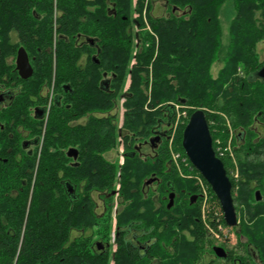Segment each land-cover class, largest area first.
<instances>
[{
	"label": "trees",
	"instance_id": "1",
	"mask_svg": "<svg viewBox=\"0 0 264 264\" xmlns=\"http://www.w3.org/2000/svg\"><path fill=\"white\" fill-rule=\"evenodd\" d=\"M157 1L165 2L167 16L153 13ZM225 1L0 0V18L10 23L0 46L9 56L6 44L14 32L11 52L15 57L25 47L34 68L23 79L15 60H0V82L7 74L37 95L46 88L45 106L54 89L48 116L31 124L39 140L34 153L21 148L17 130L11 128L15 140L8 130L0 134L7 140L0 156H9L0 159V264H196L210 254L214 242L205 221L217 227L219 218L228 225L218 196L182 146L197 109L206 112L214 145L217 138L227 143L229 125L244 136L235 147L241 179H231L241 213L236 228L264 264V165L247 160L264 146L254 129L264 121V80L257 75L264 61L256 52L264 41V0H233L223 50ZM221 55L224 66L213 77L211 65ZM176 104L188 113L174 135V150L188 162L180 161L181 170L170 151ZM22 105L17 96L14 108ZM157 129L160 143L153 155L144 154L142 142ZM120 136L123 165L106 157ZM222 160L229 174L231 162ZM195 174L220 216L207 209L203 220L200 184L190 176ZM135 228L142 229L141 236L132 235L137 241L129 236Z\"/></svg>",
	"mask_w": 264,
	"mask_h": 264
},
{
	"label": "flooded vegetation",
	"instance_id": "2",
	"mask_svg": "<svg viewBox=\"0 0 264 264\" xmlns=\"http://www.w3.org/2000/svg\"><path fill=\"white\" fill-rule=\"evenodd\" d=\"M9 26H10V23L9 24L5 23V20L0 18V33H2V31L5 32L9 28ZM9 33H10V38L6 44V50L8 49L7 51L10 55L6 56L4 49H2L0 46V60H5V61L11 60L12 61L11 63H13V61L15 60V65H16V69H17L18 51H19V48H21L23 46L18 48L17 54L14 57V53L11 52V50L12 51L14 50L15 33L12 31H10ZM0 37H1V34H0ZM23 48L26 50L25 47H23ZM26 52L28 54L27 50H26ZM28 56H29V54H28ZM29 59H30V56H29ZM30 63H31V59H30ZM31 65H32V63H31ZM17 72H18L19 76L22 77L20 75L18 69H17ZM33 73H34V68H33ZM33 73H32V75H33ZM23 79H27V78H23ZM127 89L128 88H126L125 91ZM53 90L51 89V91L49 92V104H48V106H45V98H46V95H48L46 88L43 90L39 89L38 95H37L36 92L30 91L29 88L25 89L21 85L17 84V80L13 75L7 76V74H6L4 81L0 82V134L8 130V136L15 140L16 136H15V138H13L14 135H13V132L11 131V128L13 130H17L16 133H18L20 135V137H23L22 143H21V148H22V146H24L25 151L28 154L34 153L35 148H36L39 140H38V133L36 132V130L33 128V126L31 124H35V126H36L41 121L43 114L45 116L46 115L48 116L49 111H50L51 102L53 100ZM17 96H22L23 101L25 102V106L24 105L20 106L21 109L19 111H17L14 108ZM29 96L33 99L34 105H29L30 104L29 100L31 99V98L30 99L28 98ZM124 101H125V98H122L119 102V108L120 107L122 108V111H121V118L122 119L119 122V127H122L123 122H124V120H123L124 111H125V107L123 105ZM27 110H28V112H27ZM177 112L178 113H177L176 120L178 119L179 122L181 120H183L180 118L182 113H184V115H185L184 118H188L187 110H184V111L182 110V111H177ZM7 113L9 116L7 115ZM96 114L104 115L101 112H98ZM189 119H190V117H189ZM33 120H34V123H33ZM188 122H189V120H188ZM188 122H187V124H188ZM178 123L175 121L174 125L171 126L173 131L171 132V136H170V151H171L172 159L175 161L178 169L181 170L180 161H182V162H184V164L188 165L187 158L189 160H190V158L188 157L187 154H186L187 155V158H186L183 155H181V153H180V159L181 160L179 159V161H176L175 158L173 157V153L175 151L173 148L175 145L174 144V135H175V131H176V127L178 126ZM209 128H210V126H209ZM254 129H256V131L260 132V136H259L260 138L264 137V121L263 120L257 121L254 124ZM157 132H160V130L159 129L155 130L156 134L154 133L152 136H150L148 139H146L142 142L141 147L143 150L142 152L144 154H148V155L154 154L153 153L155 151L154 148H156L158 143H160V141H161V136L157 135ZM211 135H212V133H211ZM155 137H159V140L151 141V139H155ZM212 138H213V135H212ZM243 139H244V136H242V133H239L238 130H235L234 128H232L231 125H229V138H228V141L226 144H224L220 138H217L216 144L214 145V139H213V148L215 150L217 157L220 158L221 160H222V158H227L229 160V162H231L232 171L234 173L239 174L238 181L241 179V173H240L239 162H238L240 154H239L238 149L235 150V147L239 148L240 144H241V140H243ZM182 140H183V138H182ZM11 142H12V140L10 141V143ZM23 142H24V144H23ZM6 143H7L6 139H0V150L1 149L3 150L4 147H7L5 145ZM41 144H42V142H41ZM11 145L13 146V148L16 147L14 142ZM119 148H120V150H119ZM262 148L263 149H261V150L252 152L247 157L249 164H262V165H264V146L263 145H262ZM124 149H125L124 141H123V138L120 136L118 138V145H117L116 151L119 150L118 151V154H119L118 158L121 157V159L119 161H118V158L110 159V160L118 161L120 165H123L124 161H125ZM7 151L10 153L12 151V147H9V149ZM114 151L112 150L110 152H114ZM110 152H108V153H110ZM18 157H20V156H18ZM257 157H260L262 159L257 160ZM0 159H2V162H7L9 160V156H5L2 154V156H0ZM190 162H191V160H190ZM192 165L202 175L200 170L193 163H192ZM224 166H225V164H224ZM225 169H226V167H225ZM226 171H227V169H226ZM230 172H231V170H230ZM200 174H195V175L200 176ZM227 174H228V172H227ZM228 176L230 178L229 174H228ZM200 178L202 179V177H200ZM230 180H231V178H230ZM157 182H159V181H157ZM236 188H238V185L236 186ZM232 191H233V184H232ZM259 192L260 191H257L258 196H260ZM237 193H235V194L237 195ZM198 194H199L200 198L202 197V199L206 200L205 196L201 192ZM234 203H235V207L236 206L238 207V204L235 202V200H234ZM238 209H239V207H238ZM236 212H237V208H236ZM115 214L116 213L114 212L113 238L115 236V228H116V222H117ZM223 215H224V213H223ZM237 219H239V222H240V219H241L240 210H239V213H237ZM239 222H238V224H239ZM237 225L234 226L236 233L233 234L235 236V238H237V241L235 242L236 245L231 246V247L228 246L229 242L223 240L225 235L222 233L221 237H220L221 243L213 245L212 252L210 253L211 257L215 258V259L222 260V264H224L225 262H227L229 264H262L260 255L257 252V250L248 242V240L246 238L243 237V235H239L240 236V238H239L238 229L236 228ZM231 227H233V226H231ZM141 231H142L141 228L132 229L129 232V236H131V239L133 241H137L135 238L134 239L132 238V235L137 236V237L139 235L141 236L142 235ZM219 235H220V233L216 234L217 237H219ZM226 238H229V237H226ZM138 242H139V245L141 246V248L144 249L145 246L140 241H138ZM239 245H240L242 250L239 249ZM216 246H221V247L225 248V250L227 252V256L226 257L217 256L215 253V247ZM116 249H117V244H114L113 250L116 251Z\"/></svg>",
	"mask_w": 264,
	"mask_h": 264
},
{
	"label": "water",
	"instance_id": "3",
	"mask_svg": "<svg viewBox=\"0 0 264 264\" xmlns=\"http://www.w3.org/2000/svg\"><path fill=\"white\" fill-rule=\"evenodd\" d=\"M17 69L23 78H28L33 73L26 50L21 47L17 56ZM257 75L264 80V65ZM159 140V137L151 141ZM182 145L191 162L200 170L204 178L212 186L218 196L224 213V219L229 226L238 224L237 212L232 194V182L227 174L223 161L217 157L213 148V138L203 109L195 110L183 132ZM75 150H71L73 152ZM173 194L170 204L173 203ZM219 257H226L227 252L221 246L215 247Z\"/></svg>",
	"mask_w": 264,
	"mask_h": 264
},
{
	"label": "rangeland",
	"instance_id": "4",
	"mask_svg": "<svg viewBox=\"0 0 264 264\" xmlns=\"http://www.w3.org/2000/svg\"><path fill=\"white\" fill-rule=\"evenodd\" d=\"M135 1V0H134ZM232 4H233V0H226L225 3L223 4V8L221 10L222 14H221V22H222V40H223V46H222V49H226L228 46V43L230 41V34H229V29H230V20L226 14H230L231 11H232ZM153 13L155 15H168V12H167V7L165 6V2L164 1H157L154 3V6H153ZM134 14V17L137 18L139 15L137 13H133ZM150 26L148 25L146 27V30H150ZM223 49V50H224ZM256 52H257V55H258V60L259 61H264V41H259L257 46H256ZM134 59L133 61L131 62V64L134 63ZM224 66V61H223V55H221L219 58H217L211 65V69H210V72H211V75L213 77H217L219 75V72L220 70L222 69V67ZM238 73L239 74H242V75H245L244 73V68L242 66H239L238 68ZM130 85V76H128L127 78V82H126V85H125V88H128ZM176 109L177 111H184L186 110V108H184L183 106H181L180 104H176ZM121 111H122V108L120 107L118 109V120L119 122L121 121ZM184 113L181 114V119L184 120ZM176 122L178 123L179 120L177 119ZM120 150V148H119ZM118 150V151H119ZM114 151V150H113ZM118 151H114V152H110V153H107L106 156L109 158V159H115V158H118L119 157V154H118ZM117 152V153H116ZM173 157L175 158L176 161H179L180 159V153L179 152H176L174 151L173 153ZM121 159L118 158V161ZM259 159H262L260 157H257V160ZM230 170L231 172L229 173L230 175V178L235 182L237 183L238 182V177H239V174L238 173H234L232 171V167H230ZM190 176H194V178L197 180V182H199L200 184V189L201 192L205 198V199H202V208H203V220H207L206 218H208V210H213L214 211V214L217 216L219 215L220 216V212H219V209H217L216 207V210L215 209V204L211 202V196H210V193H209V190H208V187L207 185L205 184V182L199 177V176H196V175H190ZM237 189V188H236ZM237 193V191H236ZM234 198V196H233ZM99 204L102 206V202L99 201ZM235 204V203H234ZM235 208H237V213H239V209L238 207L236 206ZM208 209V210H207ZM100 210H101V207H100ZM238 222H239V219H238ZM217 224L218 226L217 227H212L207 221H205V225H206V228L207 230L209 231L210 233V236L209 239L213 240L214 242V245L215 244H219L221 243L220 242V237H221V234L223 233L225 236L223 238V240L225 241H228V246H235V242L237 241V238H235V236L233 235L235 232V229H234V226L231 227L229 226H226L224 225L223 223H221L219 221V218L217 219ZM221 232H220V231ZM220 233L219 237L216 236V234ZM226 237H229V238H226ZM207 240V239H206ZM224 241V242H225ZM207 245V243H206ZM239 249H241L240 245H239ZM214 259V260H213ZM196 264H222V260H219V259H215V258H212L210 254H205V257L203 255V257L197 261ZM224 264H229L227 262H225Z\"/></svg>",
	"mask_w": 264,
	"mask_h": 264
}]
</instances>
